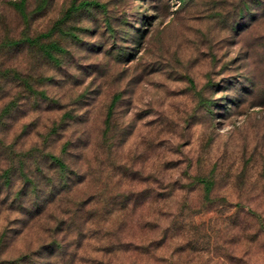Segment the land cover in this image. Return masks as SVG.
Listing matches in <instances>:
<instances>
[{
    "label": "rangeland",
    "instance_id": "obj_1",
    "mask_svg": "<svg viewBox=\"0 0 264 264\" xmlns=\"http://www.w3.org/2000/svg\"><path fill=\"white\" fill-rule=\"evenodd\" d=\"M51 40L63 48L55 52L59 66L39 49ZM4 69L32 83L43 74L46 80L33 85L49 97L26 100L31 91L13 72L1 79L0 111L23 98L5 120L6 143L20 152L46 143L57 153L68 143V161L86 179L53 209L71 214L75 227L57 239L75 243L83 215L120 208L127 193L139 197L129 204L137 207L112 217L111 234L92 239L87 258L140 236L147 250L136 264H158L157 257L171 264L180 227L197 247L176 256L180 264H264V0H0ZM66 112L76 121L50 136ZM31 160H23L27 172ZM9 161L0 160V171ZM198 177L214 182L213 202ZM47 186V179L40 183V197ZM26 223L22 214L0 210V235L9 234L0 260L53 239L37 224L20 237ZM166 233L155 257L149 249ZM118 260L134 264L127 255Z\"/></svg>",
    "mask_w": 264,
    "mask_h": 264
},
{
    "label": "trees",
    "instance_id": "obj_2",
    "mask_svg": "<svg viewBox=\"0 0 264 264\" xmlns=\"http://www.w3.org/2000/svg\"><path fill=\"white\" fill-rule=\"evenodd\" d=\"M46 37H50V35L46 34ZM39 39H28L27 42L36 44ZM41 43L39 44V49L41 53H43L44 57L50 61V64L60 65V59L58 55H56V51L63 52L62 46L57 44L54 40H51L49 43ZM44 59V60H46ZM13 72L15 79L26 83L27 87L31 91L29 95H27L26 100H34V98H39L41 96L43 99L49 100V97L43 91H38L34 88L35 83L39 82L41 79L45 81V77L43 74L40 77H35L33 79V83L30 79L26 77H22L15 70L11 71L10 69H4L0 73V90L5 87L6 82L3 83L4 77H8ZM10 79V78H8ZM30 80V81H29ZM21 99H12L8 105L0 111V160L3 157L7 156L10 161L7 167H4L0 171V210L6 209L13 212H18L25 217L27 221L26 225L21 229H18V234L21 236L26 235L29 229L34 228L35 224L39 225L40 228L49 230L51 232L52 238L48 243L43 244L39 248L34 251H29L26 253H22L20 256L5 260H0V264H42L41 260L44 257L46 258L43 264H120L118 262V258H123L125 255L130 259V262L134 264L137 263V257L142 256L147 250V247L143 246L141 242H137L136 240L141 239V237H137L138 239L131 240H118L117 243H112L110 247H108V252L103 255V258L94 257V261L92 259L87 258L85 251L87 250V245L92 239H103L106 238L109 234H111L110 225L113 223V216H119L137 207L135 205L139 197L135 195H129L124 193L121 195L124 203V206H120L113 203L111 207L105 206L104 210L95 209V211H89L86 215L82 217V224L77 225L78 234L75 243H69L66 241V238L57 239L56 234L59 232L70 231L72 228L75 229L71 220V214L62 215L64 213L63 209H57L58 212H55L53 209L57 205H61L64 201L71 195L74 191V186L77 184H85L86 179L80 176L78 170L73 168L68 161L70 144H65L61 149L60 153L49 148L46 143L39 144L34 148L28 150L27 152L17 151L15 143H6L5 141V131L7 130V122L5 121L9 117H12V113L16 110L17 103ZM36 100V99H35ZM115 99V101H117ZM22 102V101H21ZM36 101L35 106H37ZM115 104L112 103L107 113V118L105 121V136L104 138L108 141L109 134L112 130L111 128V120L114 118V109ZM18 111V110H16ZM15 111V112H16ZM77 117L72 112H66L60 119V122L55 123L54 126L50 129L49 135L56 136L62 133L65 129L70 127L69 120L76 121ZM104 139V141H105ZM105 144L110 145V148L113 146L111 143L105 141ZM25 154V155H24ZM29 157L32 158L31 162L27 163L31 172L26 171V161L23 160ZM33 165L35 168L33 169ZM18 168V169H17ZM32 174V176H31ZM80 177V180L76 178ZM48 180V186L45 189L44 195L40 197V189L39 185L43 182V180ZM199 179V180H198ZM198 181L204 183V187L206 190L205 199L208 202H213L212 199V191L214 189V182L212 180H208L206 177H198ZM32 194L35 197H31ZM148 198V197H147ZM96 200V197H92L88 200H84L81 203L82 207L90 206ZM115 200V199H114ZM135 203L132 204V208L129 207L131 201ZM114 202V201H113ZM145 203V202H144ZM112 203H109L111 205ZM143 206V205H142ZM58 213V214H57ZM60 213V214H59ZM108 215V217L106 216ZM106 216V217H105ZM118 217V218H119ZM125 221V220H124ZM114 225V224H113ZM181 227H186V225L182 224ZM107 229V231H104ZM178 233L175 234V238H177V252L175 257L169 259L172 264H180L177 262V259H180L190 253L192 251L197 250L196 242H191V237L188 236V230L184 228L177 227L175 229ZM168 232V231H167ZM183 234V238L181 239V234ZM8 232L4 231L0 235V251L6 248L8 245ZM162 241H154V245L151 247L148 246L149 253L153 254L155 257L159 256L158 250L161 246L168 241L169 233L164 235ZM194 244V246H193ZM105 251L104 249H99ZM112 255L114 258H117V261L113 262L112 260H106L105 255ZM175 258V259H174ZM158 264L160 262L167 261L165 259L156 258ZM155 260V261H156ZM4 262V263H3Z\"/></svg>",
    "mask_w": 264,
    "mask_h": 264
}]
</instances>
